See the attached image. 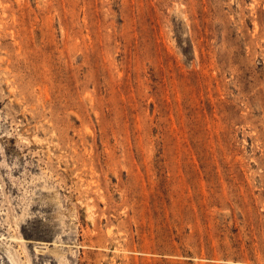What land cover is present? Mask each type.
<instances>
[{
  "label": "rangeland",
  "instance_id": "rangeland-1",
  "mask_svg": "<svg viewBox=\"0 0 264 264\" xmlns=\"http://www.w3.org/2000/svg\"><path fill=\"white\" fill-rule=\"evenodd\" d=\"M0 264H264V0H0Z\"/></svg>",
  "mask_w": 264,
  "mask_h": 264
},
{
  "label": "bare ground",
  "instance_id": "bare-ground-1",
  "mask_svg": "<svg viewBox=\"0 0 264 264\" xmlns=\"http://www.w3.org/2000/svg\"><path fill=\"white\" fill-rule=\"evenodd\" d=\"M12 259V258H11ZM3 261V260H2ZM12 261H13V259H12ZM14 263H15V261H14Z\"/></svg>",
  "mask_w": 264,
  "mask_h": 264
}]
</instances>
